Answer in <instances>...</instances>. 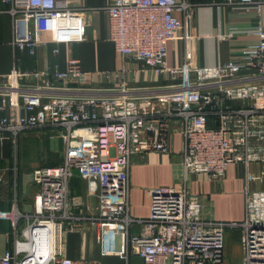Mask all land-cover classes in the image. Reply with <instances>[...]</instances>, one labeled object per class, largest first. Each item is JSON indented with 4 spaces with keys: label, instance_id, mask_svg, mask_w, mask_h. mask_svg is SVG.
<instances>
[{
    "label": "built area",
    "instance_id": "1",
    "mask_svg": "<svg viewBox=\"0 0 264 264\" xmlns=\"http://www.w3.org/2000/svg\"><path fill=\"white\" fill-rule=\"evenodd\" d=\"M1 1L11 18L12 47L30 57L59 42L62 20L74 19L67 0ZM226 4L259 17L264 13V0ZM190 7L185 0H113L104 8L107 39L123 66L97 73L98 87L75 59L64 70L48 66L23 72L14 66L6 76L0 88V139L9 133L15 143L22 132L50 129L61 137L63 151L59 166L32 172L38 187L34 211L9 214L14 229L19 217L27 223L20 236L14 233L11 252L0 264H88L65 254L66 236L88 228L120 232L126 259L133 254L142 264H224L225 232L237 230L242 264H264V189L245 191L241 223H224L202 215V203L189 187L191 175L216 182L232 163H264V148L256 151L252 145L264 144L263 20L252 31L257 42L244 48L239 60L199 68ZM174 40L183 53L180 67L173 69L167 48ZM136 66L167 75L170 85L131 88ZM24 80L43 84L23 88ZM177 127L182 148L173 184L147 190L149 215L131 216L134 157L168 154ZM76 170L96 182L94 214L71 202L69 183Z\"/></svg>",
    "mask_w": 264,
    "mask_h": 264
},
{
    "label": "crops",
    "instance_id": "2",
    "mask_svg": "<svg viewBox=\"0 0 264 264\" xmlns=\"http://www.w3.org/2000/svg\"><path fill=\"white\" fill-rule=\"evenodd\" d=\"M190 4L191 31L195 53V65L199 68L239 60L244 48L257 42L252 31L261 17L254 12H246L226 4V0H185ZM75 9L73 20L63 19L61 38L57 43L40 47L34 57L15 51L12 47V24L0 0V88L13 67L21 71L41 70L57 66L66 68L70 59L79 61L83 72L91 74L94 86L102 84L99 72L118 70L123 66L122 58L115 52L113 44L107 39V15L104 8L113 0H67ZM183 46L174 40L168 44L167 65L179 68L182 62ZM57 51V52H55ZM131 88L152 89L170 85L169 77L151 75L143 67H137ZM242 71V76H245ZM23 88L42 85L34 80L22 81ZM62 85L61 82L55 84ZM1 93V90H0ZM233 105H238L233 103ZM170 139L168 154L148 153L134 157L129 174V213L133 217L146 218L149 215L150 198L147 190L160 186H171L178 173L179 154L182 140L179 127L175 128ZM258 151L264 148L255 141ZM62 139L50 129L25 131L14 138L9 133L0 139V257L11 252L14 233L20 236L27 220L18 218L15 229L9 214L31 215L38 187L32 181V172L42 166H53L62 162ZM61 159V160H60ZM191 192L202 203V215L224 223H241L245 215V191L264 189V163H232L228 166L222 180L210 182L205 175L189 177ZM71 202L87 214H94L98 205L96 182L74 172L69 183ZM138 227L132 231L137 232ZM237 231V230H236ZM239 238V231L236 232ZM115 235L111 241L109 235ZM226 234L224 240V264L234 256L242 264V249L230 246L229 240L237 238ZM110 245L112 247H110ZM109 246V247H108ZM65 254L76 262L88 264H130L131 254L126 259L120 232L106 229L88 228L82 234H68L65 239ZM138 258V257H137ZM139 259V258H138ZM139 263V261H138ZM136 264V261L134 262Z\"/></svg>",
    "mask_w": 264,
    "mask_h": 264
},
{
    "label": "rangeland",
    "instance_id": "3",
    "mask_svg": "<svg viewBox=\"0 0 264 264\" xmlns=\"http://www.w3.org/2000/svg\"><path fill=\"white\" fill-rule=\"evenodd\" d=\"M63 151V150H62ZM61 160V159H60ZM61 163H59V164H57V165H53V166H42L41 168H44V167H56V166H59ZM237 231L236 230H230V229H227L226 230V234H233L234 236H236L237 235V233H236ZM238 236V235H237ZM236 236V237H237ZM109 239L111 240V241H114V240H116V236L115 235H112V234H110L109 235ZM239 238L237 237L236 239L235 238H232V239H230L229 240V244H230V246H232V247H236V246H238V240ZM109 247V246H108ZM110 247H112L111 245H110ZM130 262V264H134V262L136 261V264H142V261L140 260V259H138L137 257L136 258H134V257H131L130 258V260H129ZM138 261H139V263H138ZM229 262V264H240V260L237 258V257H235L234 256V258L233 259H231V260H229L228 261ZM118 264H123V262L122 261H120V263H118Z\"/></svg>",
    "mask_w": 264,
    "mask_h": 264
}]
</instances>
